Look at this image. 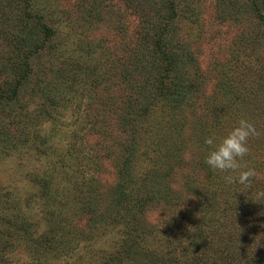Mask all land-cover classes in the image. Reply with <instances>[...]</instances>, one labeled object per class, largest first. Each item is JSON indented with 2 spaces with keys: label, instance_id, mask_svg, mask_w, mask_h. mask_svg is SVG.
<instances>
[{
  "label": "rangeland",
  "instance_id": "obj_1",
  "mask_svg": "<svg viewBox=\"0 0 264 264\" xmlns=\"http://www.w3.org/2000/svg\"><path fill=\"white\" fill-rule=\"evenodd\" d=\"M37 15L54 32L30 52L44 28L25 43L23 24ZM153 23L167 24L184 95L178 116L159 115L165 128L151 114L125 147L118 106L138 107L129 86ZM14 57L31 61L26 80ZM241 118L259 133L240 162L257 172L247 186L205 163V139ZM0 234V264H247L264 240V0H0Z\"/></svg>",
  "mask_w": 264,
  "mask_h": 264
},
{
  "label": "trees",
  "instance_id": "obj_2",
  "mask_svg": "<svg viewBox=\"0 0 264 264\" xmlns=\"http://www.w3.org/2000/svg\"><path fill=\"white\" fill-rule=\"evenodd\" d=\"M29 4V3H28ZM27 4V5H28ZM178 8L174 5H171L170 10L165 11L167 13V16H164V19L166 18L168 22L174 21L175 16L177 15L176 11ZM39 16L38 21L36 24H34L30 29H28L27 24H23V31L27 32L25 34L24 41L25 43H28V38L31 36L30 33H33L34 31L39 32L40 26L44 28V35L40 36L41 41L40 43H36V47L30 49V52H34L35 50L40 51L41 48H45L46 44L49 45V39L52 36V32H54L52 29L48 27L47 24L43 23L41 20L43 19V16ZM145 17V15H144ZM165 24V23H164ZM167 26V24H165ZM165 25H158V23H153L150 25H144V29H140V41L139 43H142V45H146L144 42H146V39L152 38L154 35V41L152 47L149 50V56L147 59V67H144V71H142L140 74L142 76L140 79H138L137 82L133 83L134 85L129 86L130 89H134V95L136 97L134 100L137 102V106L133 105V100L130 99L128 102L124 101L121 106L119 105L121 111L124 113V115H127L130 113L134 117V120L136 121L132 126V121L125 120V116L123 115L121 117V114H118L120 116V123L126 127L129 128L125 131L124 134H126V140L124 142L125 147L131 146V144L134 143L135 139L137 138V132L140 128H137V123H142L141 126H149L150 123H147L146 121H150V116L152 114V119L154 121V124H161L163 128L166 127V123H164L162 119L159 118V115H161L162 112H164V108H170L174 110V115L178 116V102L181 98V96L184 95V91L182 90V82L180 80V74H181V68L180 67V58L178 57V53H174L172 51H169V49L172 47V38L166 37L167 35H164L162 32L165 30ZM172 26V25H170ZM154 28H163L162 31L158 32L155 31V33H150L151 29L154 30ZM27 30V31H26ZM47 31H49L47 33ZM153 34L152 36H150ZM53 44H50V48L53 50ZM55 52V51H54ZM23 62L17 61V57L12 58L11 64H9V69L13 70V75L18 78L19 81L26 80L28 76L30 75V72L33 70L31 67V61L27 58L25 60H22ZM98 65V64H97ZM99 67L101 65H98ZM128 70V69H127ZM67 71H62V83L69 84L67 86L73 87L75 86V82L77 77L75 78L74 75L69 74V78L67 77ZM87 72V71H86ZM93 72V71H92ZM95 74H91L93 77ZM102 76V75H101ZM92 86H96L99 81L100 83L103 82V80H100V75H96L95 77L91 78ZM74 81L73 85L72 82ZM130 83L133 81H129ZM110 90V89H107ZM104 97V94H103ZM95 99V98H94ZM166 105V107H164ZM134 106V107H133ZM172 106V108H171ZM153 113L155 115H153ZM124 118V119H123ZM145 121V122H142ZM146 123V125H145ZM129 134V135H128ZM159 137V136H158ZM160 150H162L160 148ZM157 150L156 155L158 156V161L161 160L160 154L163 156L165 160L164 155L166 156V153H160L161 151ZM166 152V149H165ZM160 153V154H159ZM261 199V198H260ZM123 201V200H122ZM206 214H209L207 212ZM8 235V234H7ZM5 234H0V256L3 255V253L7 250V247L10 246V242L7 238H4ZM261 246L260 250H255V254L250 252V259L247 261V264H251V262L256 261L259 256L263 257L264 261V240L261 241L259 244ZM231 249H229L230 251ZM226 252V251H225ZM228 252V250H227ZM197 259L199 260V257L197 256ZM199 262V261H198ZM234 264V263H233ZM264 264V263H263Z\"/></svg>",
  "mask_w": 264,
  "mask_h": 264
},
{
  "label": "clouds",
  "instance_id": "obj_3",
  "mask_svg": "<svg viewBox=\"0 0 264 264\" xmlns=\"http://www.w3.org/2000/svg\"><path fill=\"white\" fill-rule=\"evenodd\" d=\"M259 133L255 124L245 118L237 121L236 125L224 136L218 144H214V139L208 137L205 143L210 146V151L205 158V163L216 172L231 173L239 171L238 176L225 175L226 183H239L249 185L251 178L257 176L254 168L241 170V161L248 155L250 137L258 136Z\"/></svg>",
  "mask_w": 264,
  "mask_h": 264
}]
</instances>
